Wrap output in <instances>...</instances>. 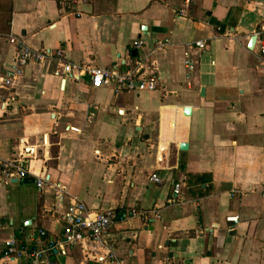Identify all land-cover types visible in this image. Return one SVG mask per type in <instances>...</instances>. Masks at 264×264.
Segmentation results:
<instances>
[{
	"label": "crops",
	"instance_id": "0c3cea01",
	"mask_svg": "<svg viewBox=\"0 0 264 264\" xmlns=\"http://www.w3.org/2000/svg\"><path fill=\"white\" fill-rule=\"evenodd\" d=\"M183 8L185 0H0V85L13 65L11 37L61 49L72 63L125 61L122 73L149 56L160 78L155 91L116 93L88 77L64 80L57 62H45L0 90L14 99L0 104V160L25 159L31 172L0 182V264H35L7 259L6 243L44 248L73 198L91 213L115 210L107 248L84 242L38 264H100L93 258L108 248L122 264H264V0H191L187 18ZM44 175L50 185L40 189Z\"/></svg>",
	"mask_w": 264,
	"mask_h": 264
},
{
	"label": "built area",
	"instance_id": "2783aa9c",
	"mask_svg": "<svg viewBox=\"0 0 264 264\" xmlns=\"http://www.w3.org/2000/svg\"><path fill=\"white\" fill-rule=\"evenodd\" d=\"M191 0H185V8H183L179 16L181 18L188 17V8ZM9 42L15 47L13 65L7 71L6 77L0 85L1 89L11 87L13 82L18 80L22 74L24 67L29 64H40L45 62H57L58 68L55 75L64 78V80L80 81L83 77L90 79L93 88H102L105 86H115L116 93H130L134 91H155L159 87L160 78L157 75L156 63L148 61L149 56H146L145 61L139 62L133 69H129L125 73L121 72V67L125 65V61L119 62L111 69H103L85 64H77L69 62L65 59L63 50L52 51L50 49H34L30 47L23 38L11 37ZM145 42L138 40L134 43L137 49H143ZM196 47L203 48V42H196ZM258 53L264 58V39L257 42ZM147 62V63H146ZM186 65L193 68V63L188 57ZM10 89V88H9ZM13 97L4 98L0 95V104L7 106ZM31 175L29 168L25 165V159L21 160H0V182L4 186H9L15 181L24 180ZM37 187L42 189L50 185V177L48 175L37 176ZM151 182L161 184L162 181L157 174H153L150 178ZM56 195L62 201L64 193L59 186H53ZM178 193V188L176 189ZM146 214L140 211H133L132 217H145ZM125 216H123V219ZM64 226L62 232L56 238H49L44 248L38 251L30 252L25 245L12 238L6 243L5 257L10 260H22L27 256L33 258L34 263L38 262L53 251L65 253L67 249L83 245L85 242L94 249L107 248L105 239L109 229L117 221L115 210L108 209L103 212L91 213L84 203L73 198L67 212L64 215ZM228 223H239L238 217H227ZM38 238H46L47 233L43 230L39 231ZM106 251V250H105ZM100 264H122L118 262L112 248L104 253V255L93 258Z\"/></svg>",
	"mask_w": 264,
	"mask_h": 264
},
{
	"label": "water",
	"instance_id": "95a60500",
	"mask_svg": "<svg viewBox=\"0 0 264 264\" xmlns=\"http://www.w3.org/2000/svg\"><path fill=\"white\" fill-rule=\"evenodd\" d=\"M254 42H255V38L252 40V46H253ZM188 112H189V110H188ZM183 148H185V146H182V149Z\"/></svg>",
	"mask_w": 264,
	"mask_h": 264
}]
</instances>
